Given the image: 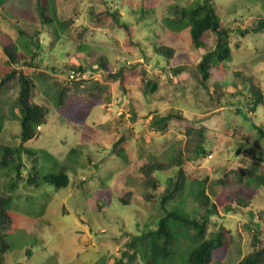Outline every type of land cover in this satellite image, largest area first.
I'll return each instance as SVG.
<instances>
[{
	"label": "rangeland",
	"instance_id": "obj_1",
	"mask_svg": "<svg viewBox=\"0 0 264 264\" xmlns=\"http://www.w3.org/2000/svg\"><path fill=\"white\" fill-rule=\"evenodd\" d=\"M39 1L57 12L58 23H41ZM188 1L202 0H107L110 9L117 6L128 30L103 12L104 0H4L0 5V78L13 65L19 67L8 60L4 43L11 41L27 59L36 51L32 66L22 68L33 78V101L49 108L37 136L22 142L18 108L13 107L19 84L12 81L0 93V155L6 145L23 143L42 157L35 169L39 176L62 167L69 175L68 184L59 187L42 180L38 186L24 185L21 179L9 193L5 207L13 224L3 230L0 247L6 249L0 251V264H6L7 255L15 260L12 264H113L134 235L156 228L164 214L161 189L178 168L154 170L162 187L155 191L146 189L140 165L182 151L189 121L208 128L206 156L184 161L185 186L168 208L200 217L203 207L197 193L204 184L218 207L208 220V234L223 224L229 237L228 244L215 251L213 264H237L254 248V231L264 244V186L255 178L264 174V135L259 132L264 109L260 103L253 110L248 104L253 97L250 83L264 94V30L242 36L237 28L264 17V0H211L219 24L231 28L232 48L210 79L212 98L199 83L197 62L204 50L191 44L188 24L167 20L176 17L174 3ZM240 12L243 17L236 18ZM35 33L36 47L31 40ZM207 36L215 45L214 33L208 31ZM160 42L174 47L172 58L156 51ZM89 56H103L114 71L124 68L125 88L100 66L93 68ZM178 63L190 72L179 80L170 78ZM73 65L84 66L89 78L73 86L59 108L55 90L68 81ZM174 107L187 120L171 119L163 129L152 123L153 117ZM121 136L123 141L113 148ZM21 160L26 175L31 156L23 151ZM13 173L11 162L0 164V194ZM147 190L153 194L149 200L143 197ZM167 221L174 232L173 253L148 263L147 242L137 244L131 249L138 251L132 264H188L189 249L200 239L196 229ZM4 225L9 229L11 224Z\"/></svg>",
	"mask_w": 264,
	"mask_h": 264
},
{
	"label": "trees",
	"instance_id": "obj_2",
	"mask_svg": "<svg viewBox=\"0 0 264 264\" xmlns=\"http://www.w3.org/2000/svg\"><path fill=\"white\" fill-rule=\"evenodd\" d=\"M104 2L105 5H107V8L103 9V12L110 16L114 23L128 30V23L121 20L120 17L122 15L116 8L117 6L113 9H110L107 0H104ZM2 3H4V0H0V5H2ZM39 3L40 4L37 7L36 14H38L40 17L41 23L44 25L58 23L59 20L57 12L49 4L41 1H39ZM112 4L114 3H111L110 5ZM172 9L174 10L176 17L173 19V17L167 16V20L170 22H184L188 24L191 44L195 48H202L204 50L200 54V58L197 62L199 83L209 94L210 98H212L214 96L210 93V79L215 75L219 66L218 63L225 61L231 54L232 48L229 45V32L231 31V28L229 26L226 27L219 24L215 6L211 0L195 2L188 1L186 5L178 4L176 2L172 5ZM145 10L146 6L144 5L139 11L143 13ZM232 12L238 11L233 9ZM100 16L101 15H98L99 18ZM238 16L239 18H242L243 13L240 12L236 18ZM69 22L70 19L66 22H62L61 26L66 27L67 23ZM237 28L240 29L239 32L242 36L264 30V17H258L254 23H250L243 29L240 27ZM208 31H212L214 33L215 45H211L209 43L207 36ZM20 32L22 31L20 30ZM37 34L38 33H35V38L31 39L34 47H36V44H38ZM2 49L8 60L11 63L17 64V66H19L15 67L13 65L12 69L6 72L0 78V93L4 89L8 88L12 81L18 82L19 89L13 107L18 108L17 114L20 122L19 135L21 141L24 142L37 136V127L47 120V116L49 114V108L46 105L33 101L32 95L35 84L33 78L22 68L23 65L32 66V59L34 58L36 51L31 50L29 59H27L16 49L15 44H13L11 41L4 43ZM156 51L171 58L175 54V49L172 45L162 42L157 44ZM88 60L89 63L92 64L91 66L93 68L100 66L101 69L105 70L107 77L118 80L125 88V85L123 84L124 68H118L115 71L112 70L108 66L107 59L103 56H98L97 58L89 56ZM71 67L77 70H83L85 74L87 72L86 68L82 65H73ZM171 71L173 74L170 76V78H174V76H176L177 80L187 77L188 74H190L188 66L182 63L175 65L173 68H171ZM38 74L43 77H46L45 75H47L43 71H40V69ZM244 77L247 78V75L244 74ZM87 78H89V76L79 79H67L68 81L59 83L55 90L57 106L59 108L63 107L72 87L79 86V84ZM155 86L156 83L153 82L152 87L155 88ZM250 90L253 97L249 98V107H251L253 110L260 103L264 109V94L261 90V87L259 88V86L252 82L250 83ZM219 96L217 98H219ZM174 109L176 108L174 107ZM171 119L187 120V117L186 115L184 116L178 109H171L165 114L156 115V117H153L152 123L157 128L163 129ZM261 129H264V127L259 128V132L264 135V131ZM184 132L186 134V138L182 146V151L170 156L166 160L150 159L140 165V172L142 174L143 183L146 186V189L150 187L155 191L160 190L162 187L160 180L154 175V170L168 169L172 165H175L178 168L174 175L167 177L166 184L161 189L159 203L160 207L164 211V214L159 217L156 228H150L144 232L134 235L126 243V247L122 250L120 256L114 259L113 264H132L135 254L138 251H131V249L133 248L135 250L137 244L138 246L140 244L145 245V242H147L144 248L148 250V263H156L158 260L163 261L166 259L174 251V232L167 221L168 219L177 220L189 227H194L196 229L197 235L200 239L192 248L189 249L187 257L188 264H213L215 251L219 248L225 247L228 244L229 237L226 233L228 229L223 224H219L215 231L211 232L210 235L208 234V220L211 214L217 212L218 207L217 202L212 200L209 196L204 184H202V187L197 193L199 205L203 207V212L200 217L190 216L186 213L179 212L176 209L170 207L168 208L167 206V203L170 201V199H173L177 194H179L185 186L187 176L183 167L184 161L190 160L194 157L206 156L204 139L207 137V135H209V133L208 128L204 125V123L194 125L189 121L185 125ZM122 141L123 136H121L120 139L114 143L113 148ZM22 144L23 143L19 144L15 148L6 145L4 147V151L0 155V164L7 165V163L11 162V167L14 169V173L9 177L8 182L5 184L6 186L3 187L6 191L3 190L0 194V242L1 238H3V230H10L13 224V217L11 216L10 210L5 207V204L11 197L9 193L17 189L19 182L22 181L21 179H25L24 185L35 186H38L41 183V180L54 184L56 187L66 186L69 182V175L64 167L60 168L58 171L47 172L39 176L35 169L39 159L42 157L39 156L34 148L25 147ZM23 151L29 154L32 159L31 166L26 167V175H23L22 173L24 165L21 160V153ZM13 161H15V163ZM255 178L260 184L264 186L263 173L256 174ZM143 197L149 200L150 198H153V194L147 190L143 194ZM6 221L11 224L9 229L5 228L4 223ZM251 244L254 248L247 254L243 255L242 258L238 260L237 264H264V244L261 240V237L255 231L252 233ZM5 249L6 246L0 247V251L2 253ZM24 252L28 256L31 255V251H28V249Z\"/></svg>",
	"mask_w": 264,
	"mask_h": 264
},
{
	"label": "built area",
	"instance_id": "obj_3",
	"mask_svg": "<svg viewBox=\"0 0 264 264\" xmlns=\"http://www.w3.org/2000/svg\"><path fill=\"white\" fill-rule=\"evenodd\" d=\"M85 72L83 70H77L74 68H70L69 73H68V79H72V78H85Z\"/></svg>",
	"mask_w": 264,
	"mask_h": 264
},
{
	"label": "crops",
	"instance_id": "obj_4",
	"mask_svg": "<svg viewBox=\"0 0 264 264\" xmlns=\"http://www.w3.org/2000/svg\"><path fill=\"white\" fill-rule=\"evenodd\" d=\"M20 252H21V251H20ZM6 257H7V260H5L4 257H3V260L6 262V264H9V263L12 264V263L15 261V260L12 261L11 258L9 259V258H8V255H7ZM19 257H20V256H19ZM18 259H19V258H18ZM18 259H17V260H18Z\"/></svg>",
	"mask_w": 264,
	"mask_h": 264
}]
</instances>
